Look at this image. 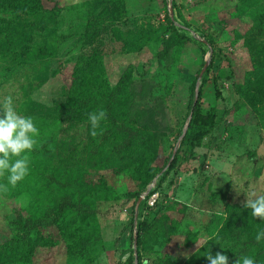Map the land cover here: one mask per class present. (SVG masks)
<instances>
[{
  "label": "rangeland",
  "instance_id": "374dc122",
  "mask_svg": "<svg viewBox=\"0 0 264 264\" xmlns=\"http://www.w3.org/2000/svg\"><path fill=\"white\" fill-rule=\"evenodd\" d=\"M114 2L50 0L46 8L58 10L46 30H14L15 42H22L17 59L6 52L3 30L10 21L28 19L13 11L0 15V101L11 95L18 113L31 116L39 130L28 153L29 168L60 179L65 166L58 168L59 160L47 165L46 148L68 162L76 158L79 199L93 211L86 222L79 220L73 238L44 232L58 243L14 264H129L131 255L138 264L139 251L142 264H209L207 254L217 252L227 255L229 264L244 255L264 264V240L255 239L264 219L245 207L248 198L264 195V85L258 81L264 76V0ZM94 30L101 32L90 43ZM180 36L192 42L183 44ZM211 52L214 70L199 113L207 125L192 130L191 85L197 80L202 87L207 71L201 80L200 75ZM94 55L111 91L131 69L114 116L139 137L121 155L100 147L103 133L116 131L113 123L100 124L92 135L89 120L72 128L59 117L76 64ZM238 85L249 101L238 95ZM125 139L113 133L111 140ZM175 150L177 167L161 189L166 201L152 211L156 220L135 249L133 237L148 215L145 200L137 210L135 195H144L154 183L156 188ZM7 175H0V242L12 230L17 233L11 224L19 212L28 215L24 208L35 202V186L18 196V184L9 185ZM86 239L92 244L82 249Z\"/></svg>",
  "mask_w": 264,
  "mask_h": 264
},
{
  "label": "trees",
  "instance_id": "16d2710c",
  "mask_svg": "<svg viewBox=\"0 0 264 264\" xmlns=\"http://www.w3.org/2000/svg\"><path fill=\"white\" fill-rule=\"evenodd\" d=\"M50 0H0V15L7 12L13 11L17 16H24L28 19L24 24L17 23L16 21H10L3 30L7 35L5 37L7 53L12 54V56L17 59L19 54L16 49L21 48L22 42H15V29L18 27L20 31L25 30V28H30L32 32L35 30H46L48 24L53 22L55 18V12L57 6L54 9L46 8V3ZM116 0H112L114 2ZM118 4L117 2H114ZM163 3L167 6L168 0H163ZM119 6L116 7V10ZM170 21V16L168 15ZM29 21H33L30 23ZM18 32V31H17ZM101 31L94 30L92 33V38L90 43H94V40ZM204 35L206 41L210 45H214V41ZM24 40V39H23ZM31 40V38H30ZM180 40L183 44L186 42H192V39L187 36H180ZM18 43L17 46L15 44ZM215 55L212 58V63L207 69L205 78L203 79V85L200 88V98L193 110L194 120L191 124V129L195 130L198 128H204L207 122L199 117L201 98L203 95V90L208 83V78L210 73L214 70ZM77 71L75 72V79L73 80L72 86L68 89L66 94L68 95L67 105L60 109L59 117L63 123H66L69 127H75L77 124L83 121L89 120V114L104 110L106 113V118L101 122L103 126L105 124L113 123L116 126V131H105L101 137V145H108L112 147V150L116 155H121L124 152L132 148L131 142L136 141L139 137L138 132L133 129L130 125L125 122H120L115 116V107L121 102L123 95V89L131 78V69L124 74L118 87L111 91L104 83L105 73L100 60H98L97 55L93 57L83 58L80 62L76 64ZM201 70L197 73V78L199 77ZM258 81L261 85H264V76L258 77ZM219 78L215 77L214 86L218 97L221 96L218 86ZM197 80L191 85L192 96H195ZM236 91L241 98L245 100H250L249 96L241 91L239 85L236 87ZM119 97V98H118ZM214 118L212 119V121ZM208 131H204L202 135L205 136ZM113 133L117 135L125 136L126 139L120 143L116 144L112 142ZM189 139L186 138L185 141ZM99 148V147H98ZM46 148V158L45 162L47 165L57 162L58 168H63L59 171L60 179L57 178L56 174H46L41 170L32 172L29 168L28 175L23 179L24 182H18V196L22 192L30 190V186L36 187L34 190L33 197L35 202L24 208V212H28V215H24L22 212L17 214V218L11 226L15 228L17 233L9 234L8 237L3 238L0 242V264H14L18 261L30 260L32 256L35 255L37 248H45L56 245L55 237L45 236L44 232H56L57 237L62 238H73L77 232H80V226L78 224L79 220L86 222V220L92 216L93 211L86 207L84 203L79 199V185L80 181L77 173L79 170H75L78 167L76 163V158H73L68 162V159L57 158L55 154ZM70 152V151H66ZM99 151L95 153L98 154ZM96 154V155H97ZM68 156H71L68 154ZM77 167H75V165ZM178 164V158L175 156L171 166L158 180L157 186L153 189L150 194L146 197L143 204L144 208L148 209V215H145V219L140 223L137 230L138 233V248L143 244L145 235L151 229V220H156V216L152 211H156L159 207L163 206L166 201L163 198V191L161 190L167 178L173 172ZM75 172V173H74ZM34 175L37 177L34 178ZM172 182V181H171ZM38 187V188H37ZM15 190V189H14ZM31 192V191H30ZM141 192L137 193L135 197L137 200L141 197ZM158 195V198L154 206L149 205V200ZM16 197V195H15ZM32 197V198H33ZM167 198V197H166ZM131 226H135V218L131 220ZM10 233V232H9ZM100 238V237H98ZM134 240V237H133ZM90 239L82 241V249H86L91 246ZM135 257L131 255L128 259L129 264H134ZM139 263L142 264L141 253L139 251Z\"/></svg>",
  "mask_w": 264,
  "mask_h": 264
},
{
  "label": "clouds",
  "instance_id": "9594fccd",
  "mask_svg": "<svg viewBox=\"0 0 264 264\" xmlns=\"http://www.w3.org/2000/svg\"><path fill=\"white\" fill-rule=\"evenodd\" d=\"M105 118L106 113L102 109L89 114L92 135H96L95 130ZM38 135L39 130L33 118L18 113L11 95L4 97L0 101V175L6 172L7 182L12 187L28 175V153L33 150ZM245 207L251 209L253 217L264 219V195L248 198ZM255 239L257 242L264 240V230L259 231ZM206 257L209 264H229L228 256L222 252H217L215 256L208 253ZM236 264H256V261L244 255L236 260Z\"/></svg>",
  "mask_w": 264,
  "mask_h": 264
},
{
  "label": "water",
  "instance_id": "95a60500",
  "mask_svg": "<svg viewBox=\"0 0 264 264\" xmlns=\"http://www.w3.org/2000/svg\"><path fill=\"white\" fill-rule=\"evenodd\" d=\"M171 16L173 17V13H171ZM212 55H213V52H211V54H210V59L206 62V65H205V67H204V69H203V71H202V73H201V75H200V80L203 78L204 73L207 71V69H208V67H209V65H210ZM200 88H201L200 83H197L196 90H195V100H194V104H193V110H194V108L196 107V105H197V103H198V101H199V98H200ZM192 115H193V112H192V114H191V116H190V119L192 118ZM186 133H187V129L184 131V133H183V137L186 136ZM176 154H177V150H175V152L173 153V157H172L171 161L169 162V164L167 165V168H169V167L171 166V164H172V162H173V160H174ZM163 174H164V173H163ZM163 174H162V175H163ZM155 185H156V184L154 183V184L148 189V191H147L144 195H142V196L140 197L139 203H138V205H137V210L139 209L140 202H142V200H145V199H146V197L150 194V192H151L152 189L155 187ZM137 246H138V234H136L135 237H134V247H135V249L137 248ZM137 255H138V253L136 254V262L139 263L138 258H137Z\"/></svg>",
  "mask_w": 264,
  "mask_h": 264
},
{
  "label": "built area",
  "instance_id": "2783aa9c",
  "mask_svg": "<svg viewBox=\"0 0 264 264\" xmlns=\"http://www.w3.org/2000/svg\"><path fill=\"white\" fill-rule=\"evenodd\" d=\"M157 198H158V195L153 196V197L149 200V202H148L149 205H150V206H154V204H155Z\"/></svg>",
  "mask_w": 264,
  "mask_h": 264
}]
</instances>
